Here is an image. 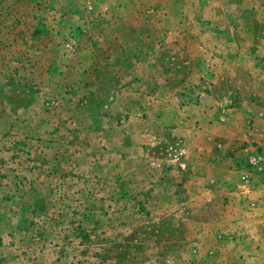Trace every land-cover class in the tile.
Wrapping results in <instances>:
<instances>
[{"label": "rangeland", "instance_id": "rangeland-1", "mask_svg": "<svg viewBox=\"0 0 264 264\" xmlns=\"http://www.w3.org/2000/svg\"><path fill=\"white\" fill-rule=\"evenodd\" d=\"M0 264H264V0H0Z\"/></svg>", "mask_w": 264, "mask_h": 264}]
</instances>
